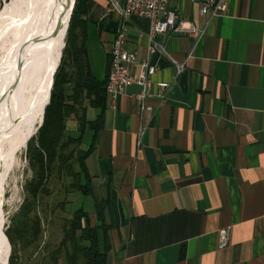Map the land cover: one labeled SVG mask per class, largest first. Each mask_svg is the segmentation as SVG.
I'll list each match as a JSON object with an SVG mask.
<instances>
[{"label":"crops","instance_id":"1","mask_svg":"<svg viewBox=\"0 0 264 264\" xmlns=\"http://www.w3.org/2000/svg\"><path fill=\"white\" fill-rule=\"evenodd\" d=\"M109 1L86 0L81 16L88 66L105 81L120 25ZM203 1L170 0L182 21L208 23L196 43L187 34L154 37L185 68L175 76L166 56L149 57L157 68L145 99L152 111H140V88L130 85L114 99L105 94L100 107L85 100L84 118L100 116L99 128L79 130L74 114L65 120L85 152V195L105 203L106 264H264V0H227L209 20ZM148 31L147 18L129 16L126 48L139 61ZM158 81L170 84L163 99ZM64 87L69 93L72 84ZM72 167L80 171L76 160ZM222 228L229 237L220 248Z\"/></svg>","mask_w":264,"mask_h":264},{"label":"trees","instance_id":"2","mask_svg":"<svg viewBox=\"0 0 264 264\" xmlns=\"http://www.w3.org/2000/svg\"><path fill=\"white\" fill-rule=\"evenodd\" d=\"M85 1H75L66 31L62 56L53 75L49 103L44 108L42 124L35 134L36 146L33 153L37 175L29 190L33 198L45 186L48 177L51 175L50 170L55 165L59 178L62 176L71 178L69 184L71 189H75L84 195L91 192L88 174L83 163L85 152L83 153L78 149L80 137H71L65 131V120L73 114L78 121L79 130H82L85 125L94 129L99 128L100 116L94 122L85 120L84 104L86 100L89 105L100 107L106 94L105 80H97L88 66L85 46L86 20L81 18L86 13ZM69 83L72 84V87L67 93L64 86ZM32 139L34 136L30 140ZM70 145H74L76 150L72 149L66 152ZM75 160L79 163V172L73 171L72 166ZM83 178L85 179L84 183L82 182ZM104 204L103 201L95 202L93 224H90V216L82 207L76 209L72 214L71 228L68 232L72 252H66V258L69 262L76 263L80 256L84 260V264H106L109 250L107 232L110 224L104 220ZM77 231H80L79 235H77ZM31 232L33 240L37 239L41 232L38 218L34 219ZM8 239L12 244L11 238ZM9 257L10 253L8 262Z\"/></svg>","mask_w":264,"mask_h":264},{"label":"bare ground","instance_id":"3","mask_svg":"<svg viewBox=\"0 0 264 264\" xmlns=\"http://www.w3.org/2000/svg\"><path fill=\"white\" fill-rule=\"evenodd\" d=\"M66 2L73 0H11L0 10V198L6 171L16 164L17 152L43 121L52 73L61 59L59 45L67 15L57 34L50 36ZM36 40L40 41L31 45ZM25 45L29 48L22 71L12 86L15 61ZM1 223L0 219V264H5L8 241Z\"/></svg>","mask_w":264,"mask_h":264},{"label":"rangeland","instance_id":"4","mask_svg":"<svg viewBox=\"0 0 264 264\" xmlns=\"http://www.w3.org/2000/svg\"><path fill=\"white\" fill-rule=\"evenodd\" d=\"M10 1L0 0V10ZM65 36L66 33L59 45L61 56ZM27 143L17 152L16 164L5 173L4 189L0 198L1 228L8 241L7 260L10 253L7 262L8 264H73L66 258V252H72L68 236L72 214L80 207L90 212L89 209L94 208L96 199L92 195H83L79 191L71 190L69 186L71 178L67 176L59 178L56 165L50 170L51 175L45 186L33 198L29 190L37 175L33 153L36 146L35 135L34 139L29 141V145ZM72 149L76 150V147L70 145L66 152ZM35 218L40 222L41 232L38 238L33 240L31 228ZM93 222L90 216V224ZM76 233L79 235L80 231ZM9 237L13 241L12 244ZM7 262L5 260V264ZM74 264H84V260L79 256Z\"/></svg>","mask_w":264,"mask_h":264},{"label":"built area","instance_id":"5","mask_svg":"<svg viewBox=\"0 0 264 264\" xmlns=\"http://www.w3.org/2000/svg\"><path fill=\"white\" fill-rule=\"evenodd\" d=\"M109 8L114 10L120 19V25L115 31L109 50L110 68L105 81V92L113 99L121 94L126 87L137 85L140 91L134 95L140 111H152V107L145 103V99L152 96V77L156 73V66L149 57L154 53L166 56L175 69V76L181 73L184 62H177L171 58L161 43L154 42L157 35L187 34L193 37L196 43L204 35L208 21L201 26L192 22L181 20L177 8L170 6V0H124L118 4L115 0L109 1ZM227 9V0H204L200 6V13L207 20L212 16L223 14ZM131 14L145 17L149 20L148 39L150 45L147 48L145 58L137 59L135 51L126 48L127 22ZM136 68V71L134 70ZM156 95L163 99L169 87V82L158 81ZM229 237V228L218 231V246H226Z\"/></svg>","mask_w":264,"mask_h":264},{"label":"water","instance_id":"6","mask_svg":"<svg viewBox=\"0 0 264 264\" xmlns=\"http://www.w3.org/2000/svg\"><path fill=\"white\" fill-rule=\"evenodd\" d=\"M75 1L76 0H73V2H66L65 6L63 7V9L61 10L57 20H56V23H55V26L51 32V36L50 37H54L57 32H58V29L60 27V24L61 22L64 20V17L67 15V23H66V28H65V33L67 31V27H68V23H69V19H70V16H71V13H72V10L74 8V4H75ZM4 4V3H3ZM37 41L39 42L40 40H36L34 43H32L31 45H34L35 43H37ZM29 45H25L23 46V48L21 49V51L19 52L17 58H16V61H15V68H14V79L13 82L11 83L12 86H14V83H16V78L21 74V71H22V63L24 61V58L27 54V49L29 48L28 47ZM57 68V67H56ZM56 69L53 71L52 73V76L54 75ZM16 77V78H15ZM51 83H52V78H51ZM49 96H50V91H49ZM45 107V106H44ZM43 114H44V108H43ZM43 114H42V118L41 120L43 119ZM42 123H40L41 125ZM39 125V127H40ZM38 127V128H39Z\"/></svg>","mask_w":264,"mask_h":264}]
</instances>
